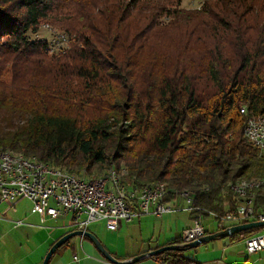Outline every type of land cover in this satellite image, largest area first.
<instances>
[{
	"label": "trees",
	"instance_id": "obj_1",
	"mask_svg": "<svg viewBox=\"0 0 264 264\" xmlns=\"http://www.w3.org/2000/svg\"><path fill=\"white\" fill-rule=\"evenodd\" d=\"M181 2L99 3L97 9L112 8L100 30L84 24L55 67L71 88L63 96L78 101L79 113L74 105L0 97V151L36 157L75 176L119 170L124 162V182L141 189L161 181L167 200L189 192L200 207L194 214L222 215L227 203L234 207L233 184L264 179V152L244 131L247 116H264V0H206L198 10ZM55 3L0 0V77L10 72L8 62L12 68L20 59L54 62L49 44L29 33ZM93 96L106 104L101 115L89 117ZM258 193L262 202L264 190ZM258 229L229 238L244 240ZM173 244L186 246L178 239L167 245ZM191 251L154 257L203 264Z\"/></svg>",
	"mask_w": 264,
	"mask_h": 264
},
{
	"label": "rangeland",
	"instance_id": "obj_2",
	"mask_svg": "<svg viewBox=\"0 0 264 264\" xmlns=\"http://www.w3.org/2000/svg\"><path fill=\"white\" fill-rule=\"evenodd\" d=\"M105 1L108 0H56L53 10L41 20L36 31L29 33L32 39L45 41L49 44V56L50 58L53 57L54 62L51 66L47 67L45 65H40L38 62H33L29 65L24 59H20L17 61L16 67L13 68L10 62H8L7 67L10 68V72L3 74L0 77V97L9 98L14 104H21L27 99H34L40 104L51 102L57 103L63 109L73 107L70 105H74L75 110L73 111L79 113L77 106L79 105L77 103L78 101L63 96L71 88L66 86V78L55 75V67L60 66L64 61L63 56L72 51L74 45L78 42V31L84 24H92L93 27L100 30L101 24L107 19L105 17V12L112 9L110 6H103L102 8L97 9V5ZM205 1L206 0H182L180 7L188 10H198L201 9ZM67 65L68 63L66 62L65 67ZM68 71L69 70H67V72ZM93 99L94 104L89 105L88 111L84 113V115L89 117L101 115L103 111L102 108L106 104V100L101 96H93ZM7 151L16 155L28 157L9 150H1L0 153ZM44 164L50 165L48 163ZM50 167L52 166L50 165ZM112 167L114 168L115 166ZM55 169H61V167ZM109 169L91 174L84 171L82 174L85 173L83 177L87 176V178H94L99 177L100 175H105ZM121 169L127 171L124 162L121 163L119 170ZM64 171L67 172L66 169ZM67 173H69V171ZM127 175L128 171L126 176ZM126 176L124 177V180H127ZM34 213L33 203L28 199H21L17 202L16 207H12L5 202H0V229L13 227V223L7 220L6 216H10V218L16 221H18V219H26L36 223L43 222L44 226H60L63 224L62 221L55 222L49 218H47V222H44L39 214ZM179 215H181L180 219H177V216L173 215L167 220L166 217L164 220H161L153 216H142L140 221L136 218L131 222H123L121 231L118 233L110 232L107 229L106 223L100 220L91 223L88 230L95 232L105 242L111 241L112 246L118 250L119 254L123 255L127 252L133 253L138 247L145 245L146 243L142 240H150L153 234L152 238H157L161 232L164 233L165 236L168 234H172L171 236H177L178 228L182 226V222L188 220V214L181 213ZM174 219L177 220V230L174 227ZM202 219L206 228L211 230L216 229L217 221L211 217L210 214L208 217L203 216ZM260 233H264V227L259 228L256 234ZM224 240L225 239L215 241L220 245L221 249H226L224 246ZM212 242L207 244L210 245ZM205 245L206 244L192 249L190 254H193L196 250L197 252L195 254L198 256L201 255ZM245 247V240H236L232 243L231 248H227L226 255H236L240 261L239 264H244L246 262L245 256H243ZM253 259L254 257H251V260Z\"/></svg>",
	"mask_w": 264,
	"mask_h": 264
},
{
	"label": "built area",
	"instance_id": "obj_3",
	"mask_svg": "<svg viewBox=\"0 0 264 264\" xmlns=\"http://www.w3.org/2000/svg\"><path fill=\"white\" fill-rule=\"evenodd\" d=\"M248 129L253 132L250 141L259 150H264V125L250 119ZM39 164V163H38ZM8 167L7 175H0V199L11 206L21 199L33 203V211L46 221L48 217L62 219L71 231L88 230L91 223L104 221L109 230H117L121 222H131L142 215H153L162 218L175 212L178 201H184V209L194 212V196L184 198L176 194L174 200H167L168 194L158 191H141L129 187L118 186L117 176L112 172L106 179H81V186H71V179L61 176L59 179L49 178V171L40 165V171L19 172ZM231 207L227 203L223 215L210 212L217 221L216 230L222 231L233 225L264 221V204H246L238 201ZM196 214V213H195ZM203 216L198 214L191 226L185 228L178 241L188 245L207 234ZM23 224L22 220L16 225ZM246 252L249 255L264 251V233L254 234L245 239ZM77 259V256H75Z\"/></svg>",
	"mask_w": 264,
	"mask_h": 264
},
{
	"label": "crops",
	"instance_id": "obj_4",
	"mask_svg": "<svg viewBox=\"0 0 264 264\" xmlns=\"http://www.w3.org/2000/svg\"><path fill=\"white\" fill-rule=\"evenodd\" d=\"M20 201V200H19ZM0 202L1 199H0ZM6 203V202H5ZM17 203L15 206L16 207ZM177 210L168 215H165L162 218H158L153 215L155 218L164 220L169 219L171 216H177V219H180L181 213L188 214V220L182 222V226L178 228L177 236H171L172 234L164 235V233H159L157 238H152L150 240H142L146 243L143 246H140L133 253L127 252L123 255L119 254L118 250L112 246L111 241H103L95 232H93L105 245V247L118 259L128 260L132 259L135 256L140 254L149 253L152 250L158 249L159 247L167 245L172 240H177L181 236L183 230L192 225L194 219L198 217V214H193L190 211L184 209V201H178ZM37 214V213H34ZM146 216V215H142ZM142 216L137 219L140 221ZM5 217V216H4ZM7 220L13 223V227L8 229H0V264H42L43 260L52 247V245L60 239L67 232H70L71 229L67 226L66 222L62 219H55L48 217L50 220L55 222L62 221L63 224L60 226H44L43 222L36 223L24 219L22 220L23 224L16 225L15 221L10 216H6ZM47 220V219H46ZM174 227L177 230V220L174 219ZM47 222V221H46ZM124 222V221H123ZM117 230H108L113 233H118L121 231L122 224ZM216 229L207 228L208 233L215 232ZM223 240V239H220ZM245 240V239H244ZM232 241L230 238L224 240V246L226 247L221 249L220 245L213 241L210 245L206 244L205 248L201 255H196V250L193 252L198 260L203 264H239V259L236 255L229 254L226 255L227 248H231ZM77 256V259H75ZM240 256V255H239ZM245 263L244 264H264V251L249 255L246 252V247L244 251ZM251 257H254L251 260ZM49 264H114L107 260L102 253L97 249V247L92 243L91 240L86 237H74L69 240L65 245L60 247L57 252L52 256ZM131 264H165L159 259H156L152 256H146L139 262Z\"/></svg>",
	"mask_w": 264,
	"mask_h": 264
},
{
	"label": "bare ground",
	"instance_id": "obj_5",
	"mask_svg": "<svg viewBox=\"0 0 264 264\" xmlns=\"http://www.w3.org/2000/svg\"><path fill=\"white\" fill-rule=\"evenodd\" d=\"M241 113L246 115V108L241 109ZM250 119L252 121H257V125H264V116H248L245 125V135L246 137L253 141V132L248 129L250 124ZM264 152V150H262ZM39 163V164H38ZM0 165H7L13 171L19 172H29V171H40V165L46 168V171H49V178L59 179V172L61 176L71 179V186H81V179H106V176L111 175L112 172L117 176L118 186L120 187H129L135 189L132 185L127 182H124V177L126 175V170L121 169L117 170L116 168L109 169L105 175H100L99 177L87 178V176H74L62 169H55L50 167V165L44 164L38 161L35 157H24L20 155L13 154L11 152H2L0 153ZM59 171V172H58ZM8 167L0 166V175H7ZM161 189L162 194L168 193V188L165 183H155L144 188L137 189L141 191H158ZM232 190L236 193L239 201L246 204H257V199L259 197L258 190H264V179H254V180H241L232 185ZM184 195V198H192V194L189 192L181 193ZM262 203L264 204V196Z\"/></svg>",
	"mask_w": 264,
	"mask_h": 264
},
{
	"label": "water",
	"instance_id": "obj_6",
	"mask_svg": "<svg viewBox=\"0 0 264 264\" xmlns=\"http://www.w3.org/2000/svg\"><path fill=\"white\" fill-rule=\"evenodd\" d=\"M264 227V221H255V222H249V223H243V224H238V225H233L231 227H228L222 231H218L212 234H206L205 236L192 241L186 246H179L176 244L173 245H165L162 246L158 249L152 250L149 253L145 254H140L138 256L133 257L132 259L128 260H120L116 258L106 247L105 245L101 242V240L95 235L93 232L90 230H75L71 231L65 235H63L60 239H58L52 247L49 249L47 252L43 263L42 264H49L51 261L52 256L54 253L62 247L68 240L74 238V237H86L89 240L92 241V243L97 247V249L102 253V255L109 260L110 262L114 264H131L135 262L141 261L143 258L146 256H156L160 253H163L168 250H187V249H195L200 247L201 245L210 243L212 241L220 240V239H227L237 233L243 232V231H248L252 229H257V228H262Z\"/></svg>",
	"mask_w": 264,
	"mask_h": 264
}]
</instances>
